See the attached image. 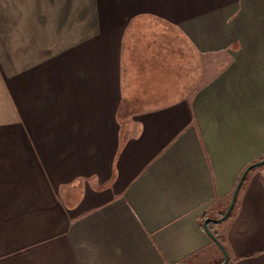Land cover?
Masks as SVG:
<instances>
[{
    "label": "crops",
    "instance_id": "1",
    "mask_svg": "<svg viewBox=\"0 0 264 264\" xmlns=\"http://www.w3.org/2000/svg\"><path fill=\"white\" fill-rule=\"evenodd\" d=\"M0 96V264H223L264 0H0ZM209 228L264 264V165Z\"/></svg>",
    "mask_w": 264,
    "mask_h": 264
},
{
    "label": "water",
    "instance_id": "2",
    "mask_svg": "<svg viewBox=\"0 0 264 264\" xmlns=\"http://www.w3.org/2000/svg\"><path fill=\"white\" fill-rule=\"evenodd\" d=\"M264 165V159L259 161V162H256L254 164H251L250 166H248L246 168V170L243 172L234 192H233V196H232V200H231V203L227 209V211L225 212V214L219 218V219H212V218H207L205 221H204V229L206 230L207 234L211 237V239L215 242V244L218 245V247L220 248V250L222 251L223 255H224V261H223V264H228L229 263V260H230V257H229V254L226 250V248L224 247V245L222 244V242L213 234V232L210 230L209 228V225L212 224V223H217V224H220V223H223L225 221H227L235 207V204H236V201H237V197H238V194L242 188V185L248 175V173L257 168V167H261ZM177 264H190V263H177Z\"/></svg>",
    "mask_w": 264,
    "mask_h": 264
},
{
    "label": "rangeland",
    "instance_id": "3",
    "mask_svg": "<svg viewBox=\"0 0 264 264\" xmlns=\"http://www.w3.org/2000/svg\"><path fill=\"white\" fill-rule=\"evenodd\" d=\"M178 41H179V45H182L181 44V38L179 37L178 38ZM179 50H183L182 48H179ZM0 98H1V96H0ZM2 103L5 105V103H4V100L2 99ZM263 160V159H262ZM261 161V160H260ZM259 162V161H258ZM256 163V162H255ZM257 168H259V167H257ZM261 168V167H260Z\"/></svg>",
    "mask_w": 264,
    "mask_h": 264
},
{
    "label": "trees",
    "instance_id": "4",
    "mask_svg": "<svg viewBox=\"0 0 264 264\" xmlns=\"http://www.w3.org/2000/svg\"><path fill=\"white\" fill-rule=\"evenodd\" d=\"M223 215H224V214H223ZM223 215H222V216H223ZM210 225H211V224H210ZM210 225H209V226H210Z\"/></svg>",
    "mask_w": 264,
    "mask_h": 264
}]
</instances>
